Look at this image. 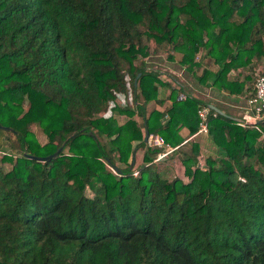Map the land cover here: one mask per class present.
<instances>
[{
	"label": "trees",
	"instance_id": "obj_1",
	"mask_svg": "<svg viewBox=\"0 0 264 264\" xmlns=\"http://www.w3.org/2000/svg\"><path fill=\"white\" fill-rule=\"evenodd\" d=\"M160 54L241 94L250 76L229 73L264 63V0H0V264H264V138L209 108L214 152L180 148L207 102L147 68Z\"/></svg>",
	"mask_w": 264,
	"mask_h": 264
},
{
	"label": "crops",
	"instance_id": "obj_2",
	"mask_svg": "<svg viewBox=\"0 0 264 264\" xmlns=\"http://www.w3.org/2000/svg\"><path fill=\"white\" fill-rule=\"evenodd\" d=\"M202 55H203V52L200 50V57ZM155 57L157 58L159 56H155ZM196 59H198V58H196ZM161 62H162V64H161V68H160L159 72L164 74L163 73L164 69L166 70L165 72H169L167 74H170L171 76H173L175 78V79H172L173 82L176 83L175 86L183 85V88L186 91L192 92L194 95H198V96H200V98H203L205 100V102H207L206 105L211 104L212 106L216 107L217 109L221 110L222 112L225 109V107L230 108V109H235L238 112H242L244 110V108L246 106V96L248 94V91L250 90L249 87H251L252 82H253V72L257 68L264 69V63L259 61V62H256L255 65L252 67L251 74H249L246 69L244 70V69L237 68L235 70H231L229 75L234 77V78H237L238 80H243L244 76H246L247 74L250 76L251 79H250V81L249 80L247 81L245 79L244 91L241 94H239V95H226L224 92L216 93V92H214L211 89L206 88V87H202V86H200V88L197 87L194 84V82H192L188 78V76L185 74L184 69L182 67H179L176 63H169V62L165 61L164 58L161 59ZM210 63H211V61L208 59L201 60L200 70L202 67L209 66ZM164 81L166 83L170 84L171 86L173 85L170 80H169L170 82L166 79ZM163 93H164V90L161 92V95H163ZM169 104H170L169 100H165L162 105L149 104L148 108H151V109L154 108L157 110L164 111V110H166V108L169 107ZM231 117L237 118L233 115H231ZM123 120H124V118L122 116H120L119 121L122 122ZM192 141H196L199 144V149H200L202 154H203V152L204 153L214 152V146L211 143V141L209 140V138L207 137V135L201 134V133L199 134L197 132H195L194 134H192L189 137H186L184 139V141H182V143L180 144V148H182L183 150L184 149L186 150L189 147V143H191ZM141 154H142L141 150H137L136 152L132 153L131 157L135 158V159H133L135 163H138L141 160ZM169 154H167L162 159L157 160V161H162Z\"/></svg>",
	"mask_w": 264,
	"mask_h": 264
},
{
	"label": "built area",
	"instance_id": "obj_3",
	"mask_svg": "<svg viewBox=\"0 0 264 264\" xmlns=\"http://www.w3.org/2000/svg\"><path fill=\"white\" fill-rule=\"evenodd\" d=\"M178 98H184L183 94H179ZM209 108L207 105L201 106L197 109L198 115V127L197 133L207 134L206 117L208 115ZM166 115H164V120ZM235 124L242 128H252L261 133V137L264 138V126L263 129L259 127L260 124L264 125V69L257 68L253 72V94L251 97H246V106L238 117ZM145 144L150 147L162 149L156 156V160L162 159L173 148L165 144L163 138L159 135H148ZM200 158V157H199ZM201 160V159H200ZM242 180L241 178H239Z\"/></svg>",
	"mask_w": 264,
	"mask_h": 264
},
{
	"label": "rangeland",
	"instance_id": "obj_4",
	"mask_svg": "<svg viewBox=\"0 0 264 264\" xmlns=\"http://www.w3.org/2000/svg\"><path fill=\"white\" fill-rule=\"evenodd\" d=\"M176 56L179 57V55H176ZM160 57H161V58H160ZM178 57H177V58H178ZM199 57H200V49H199V51L196 53V57H195V58H198V59H199ZM162 58H164V54H160L159 57H157V58H156V57L148 58V60H147V68L159 72V70H160V68H161V64H162V62H161V59H162ZM198 59H195V60H198ZM174 67H175V66H174ZM165 71H166V70L164 69V71H163L164 74L169 73V72H165ZM159 73H160V72H159ZM163 76H164V75H163L162 73H160V77H163ZM224 110H225L229 115H233V116H235V117H237V118H238V117L241 115V113H242V112H238V111L235 110V109H230V108H227V107H225ZM33 130H34V133H35V136H36V139L38 140V142H39L40 144L44 143V141H45V137H44V135L39 131L38 127H34ZM0 148H1V149H5V148H6L5 142H4V140L1 139V138H0ZM171 162H172V163H173V162L176 163V161H171ZM157 163H158L159 166H161V165H165V162H160V161H158ZM177 163H178V162H177ZM174 169H175V170H174V174H176L177 176H179L184 182L187 181V178L184 177V176L182 175V170L180 169L179 166H177V167L174 168ZM172 172H173V171H172Z\"/></svg>",
	"mask_w": 264,
	"mask_h": 264
},
{
	"label": "water",
	"instance_id": "obj_5",
	"mask_svg": "<svg viewBox=\"0 0 264 264\" xmlns=\"http://www.w3.org/2000/svg\"><path fill=\"white\" fill-rule=\"evenodd\" d=\"M137 76H138V74L135 76L134 82L137 79ZM207 106H208V108L212 109L213 111L217 112L218 114L226 116L224 114V112H222L221 110H219L216 107L212 106L211 104H208ZM226 117H228L229 119H231L233 121H237V119H238V118H234V117H231V116H226ZM0 128L7 129L6 127H2V126H0ZM146 138H147V132L145 131L144 132V138H143L144 142L146 141ZM61 149H62V145L59 146L54 152H52V153H50V154H48L46 156H35V155H30V154H25V153H23V156L28 158V159H32V160L39 161V162H44L46 160H49V159H52V158L56 157L59 154V152L61 151ZM197 166L199 167V166H201V164L198 163ZM114 172H118V169L114 168Z\"/></svg>",
	"mask_w": 264,
	"mask_h": 264
}]
</instances>
